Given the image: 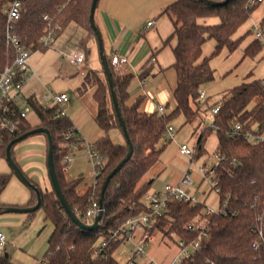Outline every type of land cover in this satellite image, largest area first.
<instances>
[{"label": "trees", "instance_id": "trees-1", "mask_svg": "<svg viewBox=\"0 0 264 264\" xmlns=\"http://www.w3.org/2000/svg\"><path fill=\"white\" fill-rule=\"evenodd\" d=\"M12 1L0 0V73L7 64L14 61L17 54L16 48L9 44L7 38L8 9ZM92 1L22 0L21 15L12 21V32L33 52L48 47L42 41L45 34L52 32L58 36L71 22L88 30V35L81 40L87 58L86 73L78 91L83 94L89 88H94L93 97L97 103L94 118L103 131L91 148L104 159L95 182L81 193L78 190V180L66 178L63 159L71 151L69 145L72 141L82 143L79 129L68 115H58V105L44 104L34 94L28 100L37 114L38 122L33 124L28 118V125L23 126L19 133L6 134L4 140H0L2 159L6 158L7 145L15 137L35 127L48 128L54 139V163L61 188L73 209L85 222L89 221L85 216L86 211L95 199H100L106 177L129 150V142L123 134L104 67L92 68L87 65V43L91 38L97 40L90 22ZM257 6L258 4L251 5L249 0H227L219 4L202 0H176L163 9L162 13L167 14L173 22L172 34L165 39V44L170 43L172 37L176 38V43L172 46V66L177 73V84L173 92L175 107L170 112L143 110V96L129 104V85L135 74L124 73L106 55L118 105L134 146L133 154L111 178L104 192L103 216L96 229L78 226L61 205L53 187L42 188L31 178L41 191L40 208L43 209L44 219L52 223L42 264H121L113 253L124 239L119 238V235L113 236V232L119 231L130 217L150 210L144 196L152 181L142 180L160 160L164 148L161 141L168 126L180 114L184 115L186 122H190L202 109L207 111L215 105H219L220 109L214 114L213 123L207 124L199 133L195 144V158L208 152V136L215 132L218 137L215 151L220 158L206 173L214 171V188L220 197L219 209L208 214L204 210L203 201L193 203L171 200L164 214L157 218L154 231L159 230L164 237L176 238L177 243L180 240H185L187 244L200 241V246L186 256L182 264H264V141L253 143L243 135L232 132L237 122L244 129H252L255 124L262 125L264 122V78L243 81L226 89L221 101L204 108V102L199 97L202 86L215 78L211 58L218 55L224 47L234 51L245 36L254 31L250 29L240 37L234 36ZM206 17H218L219 22H202L201 18ZM260 26L264 31V17ZM211 38L216 41L215 48L210 56L203 57V45ZM263 50L264 43L255 38L247 45L245 55L254 57ZM151 59L138 73L142 80L156 73ZM113 129L120 130L124 136L123 142L114 140L111 136ZM43 134L47 139V135ZM14 146L12 155L16 160ZM13 174L12 170L0 171V194ZM29 188L31 198L18 206H31L37 202L36 191ZM7 206L11 205L0 202V214ZM35 211L28 212V217ZM198 223L211 226L208 236L201 235V228H190V225L196 226ZM104 241H107L105 246L102 245ZM0 264L17 263L4 250L0 252ZM147 264H152V261Z\"/></svg>", "mask_w": 264, "mask_h": 264}, {"label": "rangeland", "instance_id": "rangeland-1", "mask_svg": "<svg viewBox=\"0 0 264 264\" xmlns=\"http://www.w3.org/2000/svg\"><path fill=\"white\" fill-rule=\"evenodd\" d=\"M162 27L164 31H169L168 36L172 34L173 26L170 19L162 20ZM253 21L248 19L236 32L239 36L248 27L252 28ZM83 30L75 23L71 22L68 27L58 36H55V42L46 49H38L31 53L29 63L33 76L25 87V93L30 96L36 95L39 99L45 92L53 90L54 92H67L70 96V101L66 105L67 115L74 121L79 129V135L82 138V143L79 144V149L71 151L72 157L69 162L68 171L65 176L69 180H78V189L83 192L95 182L97 169L94 159L91 155V148L96 139L103 133L102 129L96 122L94 115L97 111V103L93 97L94 88H89L86 92L81 94L78 87L81 85L83 75L78 71L77 67L71 64L66 57L61 53V49H67L70 46L76 45L79 40L80 33ZM167 36V37H168ZM170 43H176V38L172 37ZM170 43H166L163 49V59L161 65L166 70H170L171 76L174 71L172 69V60L174 58L172 47ZM214 43L213 39L208 40L207 44ZM62 44V45H61ZM82 44V43H81ZM64 45V46H63ZM83 46V44H82ZM208 55L210 56L214 50V45H210ZM88 50V67L100 68L102 67V60L99 52L98 41L95 43H87ZM213 49V50H212ZM241 45L232 53L240 52ZM224 50H222L223 52ZM220 52L218 55L212 57L214 67L219 73L226 65V55ZM228 54V53H226ZM264 61V60H263ZM259 62L258 57H246L244 61L240 62V70H232L225 72L224 76L215 73L217 87L221 85L224 78L225 84L233 85V78H237L238 74L242 72L240 77H244V81L248 79L251 71L255 72L256 64ZM224 64V65H223ZM158 66V65H157ZM154 76H148L145 81L151 82ZM215 80V79H214ZM221 87V86H220ZM227 87V86H226ZM223 86L219 91L213 92L212 96L208 97V103H204L203 108L208 105H214L221 101L222 94L225 89ZM174 101L170 99V108ZM29 119L33 124L38 122L37 114L34 110L29 113ZM214 116L210 109L205 111L202 109L200 113L190 122H186L183 114L175 117L172 124L175 127V136L173 139L166 134L162 139L161 144L164 148L161 152L160 161L164 163V169L156 176L153 184L150 186L148 192H154V189L161 190L164 185L169 182L168 177L172 174H184L189 167L194 176V183L188 187L191 192H197L199 199L205 203L204 210L208 208L218 210L220 206V197L216 188L213 186L214 171L206 173V170L211 168L212 164L217 161L216 145L217 135L211 132L206 143L208 152L192 158L190 155L181 154L179 152V144L186 143L190 148H194L196 140L201 130L207 125L212 124ZM111 136L116 142H123L124 136L119 129H113ZM40 140V141H39ZM46 138L43 133L33 134L14 146V153L22 169H26L27 173L40 182V185L47 183V187L51 189V183L47 174V158H46ZM2 167V165H0ZM3 169V168H2ZM7 172H11V167L7 164ZM181 174V175H182ZM16 176V175H15ZM30 176V177H31ZM43 188V187H42ZM157 191V190H156ZM1 202V194H0ZM9 215L18 217L16 220H9ZM26 215V223L21 221ZM7 218V219H6ZM10 221L2 223L1 221ZM0 229H3L6 235V251L10 254L13 261L17 264H33L36 259H41L47 249L48 237L52 231V223L44 219V212L42 208L37 209L31 217L22 212H10L0 216ZM159 231V230H158ZM156 233H160V232ZM162 234V232H161ZM154 235H156L154 233ZM163 235V234H162ZM164 237V236H163ZM168 245L172 248L178 247L176 238L165 236ZM160 240V239H159ZM178 241V240H177ZM152 242L147 244L146 254L142 257L136 258L137 264H147L150 261L147 253L151 249ZM170 247V246H169ZM135 248L134 242L125 240L120 243L113 255L121 264H127L130 257V251ZM160 246L157 250L156 256L163 259H169V255L173 253V249ZM3 247V250H5ZM2 249H0V252ZM166 257V258H165Z\"/></svg>", "mask_w": 264, "mask_h": 264}, {"label": "crops", "instance_id": "crops-1", "mask_svg": "<svg viewBox=\"0 0 264 264\" xmlns=\"http://www.w3.org/2000/svg\"><path fill=\"white\" fill-rule=\"evenodd\" d=\"M174 1L176 0H99L96 7L95 22L99 27L103 36L105 54L108 55L109 57H111L115 53L126 55L128 57V62L120 66V69L124 73L135 74V77L133 78V80L129 85L130 97L128 99V103L132 104L137 99V97L143 96L144 99L141 104V108L146 111H155L157 110V107L160 104L164 105L167 112L172 111L175 107V99L173 96V92L177 84V73L175 68L172 66L174 74L173 76H171L172 74L170 70L165 71V68L161 65V59H163L162 57L163 49H164L163 45H165V39L167 38L168 36L167 34L169 32L163 30L162 20L170 19L173 26V22L171 18L167 14L165 13L163 14L162 12L166 6L170 5ZM263 17H264V3H261L253 11L250 17V19H252L253 21L252 28L248 27L247 29L244 30V32H241L239 36H236V33L234 36L240 37L246 34L250 29L254 30V25L260 24ZM149 21H153V24L148 25ZM201 21L206 23H218L219 18L206 17V18H201ZM78 26L83 30V32L80 33L81 35H79L78 43L68 48L76 47V46L82 47L81 40L82 38L88 35V30L86 28L80 25ZM255 38H257L255 31L246 35L242 43L240 44L242 50L237 53H232L236 49L234 51H230L228 47H224L222 49L224 51L221 52L224 53V55H226L225 61L227 62L224 63L226 66L220 69L221 71L219 73L216 72L217 69L214 67L211 58L210 63L215 73H217V76L219 74L224 76L225 72H230L232 70H235L236 72L239 71L240 70L239 67L241 65L239 63L241 61L243 62L246 57H250L245 55V49L247 45ZM208 40L203 45V55H202L203 57L209 56L208 51L211 49L210 45H214V48L216 45V41L215 39H213L214 43L207 44L206 46ZM96 41L97 40L95 38H91L89 39L88 43L91 42L95 43ZM170 44L172 47L175 43L173 45L172 43ZM256 56L258 57L259 62L256 64V68L254 69L255 72L251 71L248 75L249 78L246 79L245 81H249L257 78H264V61H263L264 50L258 53ZM150 59L154 64V70L156 71V73L153 75L154 78L151 82H146L145 80L139 78L138 73L140 72L142 66L145 63H147ZM173 61L174 58L172 60V63ZM241 74L245 75L244 72H242ZM241 74H238L237 78H233V80L231 81L233 82V85L230 86L238 85L244 81L243 80L244 77L242 78L240 77ZM214 79L215 80L207 82L202 86V88H204L207 91L208 97L212 96L213 92L219 91L222 86L224 88L230 87L228 86V84L224 85L226 81L225 78L221 83V85H219L218 87L216 83V78ZM170 99H173L174 101V104L171 108L169 107ZM217 146H218V137H217L216 148ZM46 158H47V145H46ZM7 164L8 162L5 158L0 159V165H2V167H0V171L7 172L8 171L6 169ZM162 169H164V163L159 160L158 163L155 164V166H153L146 173L142 182L152 181L153 184L156 176L159 175V172ZM23 170L29 177L31 176L27 173L25 168ZM181 174L182 173H176L170 175L168 177L169 182L178 181L181 177ZM30 178H32L33 180H35L37 183L40 184V182L35 178H33L32 176ZM41 187L46 188L47 183H45ZM87 189L88 188H86V190ZM156 190L158 189H154V191ZM31 194L32 192L29 186L23 183L17 176H15V174H13L11 176L9 183L1 193V202L10 205H23L29 201V199L31 198ZM7 213L10 212H3L0 214V216L5 215ZM9 217H10L9 220L18 219V217L13 215H9ZM26 219L27 217L26 215H24V218H22L21 221H23L25 224ZM1 222L8 223L10 221L6 220ZM0 232H4L3 229H0ZM156 232L157 231H155L156 235L154 240L152 241L153 244L151 246V249L147 253L148 257L150 258V260L157 261L158 263L169 264L173 260V258L179 253L180 250L179 245L177 248L175 247L172 248L171 245H168V242H166L167 241L166 238L163 237L161 232L160 231H158L160 233H156ZM160 246L166 247L168 250H170L169 248L173 249V253L169 255V259H163L162 257L158 258L156 256L157 250ZM5 248L6 245L4 246V249ZM0 249L4 251L2 246H0ZM42 259L43 257L41 259H36V262L33 264H42Z\"/></svg>", "mask_w": 264, "mask_h": 264}, {"label": "built area", "instance_id": "built-area-1", "mask_svg": "<svg viewBox=\"0 0 264 264\" xmlns=\"http://www.w3.org/2000/svg\"><path fill=\"white\" fill-rule=\"evenodd\" d=\"M21 2L22 0H13L8 9V28L7 38L9 44L16 48V57L12 63H9L0 73V140L3 141L6 134L15 135L22 130L23 126H27L29 113L32 111V106L29 103L28 95L25 93V87L33 76L29 58L31 56V50L26 48L20 38L12 32V21L18 19L21 15ZM251 5H259L264 3V0H249ZM153 24V21H149L148 25ZM254 31L257 38L261 39L264 43V31L261 29L260 24L254 25ZM44 44L50 46L55 42V35L52 32L45 34L42 37ZM61 53L66 59L77 67L78 71L84 75L86 73V58L87 54L84 48L76 46L67 49H61ZM112 63L120 68L128 62L126 55L115 53L111 56ZM200 100L204 103L208 101L207 91L202 88L199 94ZM44 104H56L60 107L59 116H66V105L70 101V96L67 92H54L50 90L41 95L39 99ZM157 109L160 112H165L164 105H158ZM220 109L219 105L213 106L210 110L214 116ZM234 134L243 135L244 138L253 142L259 143L264 141V122L262 125L255 124L252 129H244L240 122H237L233 128ZM166 134L173 139L175 136V127L170 124L167 128ZM70 137V134L67 135ZM79 142L72 141L70 143L71 151L79 149ZM71 151L64 156L63 159V171L67 172L69 168V162L72 157ZM94 159L97 173H99V167L104 163V159L95 153L90 151ZM179 152L181 154L190 155L192 158L196 153V146L190 148L186 143L179 144ZM220 156L217 154V160ZM211 169V168H209ZM208 170H206L207 172ZM213 179V186L216 184V180ZM194 183V176L191 169L188 167L180 179L176 182H167L164 188L154 192H147L144 196V201L150 207L149 211H146L138 216L130 217L122 225L119 231L113 232V236L119 235V238L125 240H131L135 244V248L130 251V257L128 264H137L136 258L142 257L146 254L147 244L152 242L155 238L154 226L157 218L164 214L168 207V202L171 200H186L193 203L201 201L197 192H191L188 187ZM99 201L94 200L92 205L86 211L85 216L89 219L87 223H92L95 216L99 212ZM215 210L208 208L206 212L208 214ZM190 228H201V235L208 236L211 230L209 224L202 225L200 223L196 226L190 225ZM6 244V235L4 232H0V246L4 247ZM103 246L107 245V241L102 243ZM179 253L173 258L169 264H182L186 256L190 255L192 251L200 246V241L196 240L189 244L185 240H180ZM257 246V243H254ZM148 255V254H147ZM152 264H162L157 261L151 260Z\"/></svg>", "mask_w": 264, "mask_h": 264}, {"label": "water", "instance_id": "water-1", "mask_svg": "<svg viewBox=\"0 0 264 264\" xmlns=\"http://www.w3.org/2000/svg\"><path fill=\"white\" fill-rule=\"evenodd\" d=\"M98 1L99 0H93L92 1L91 12H90V22H91V26L93 27V29L96 33V36H97L100 57L102 60V65L104 67V71L107 75V78H108V81H109V84L111 87V94H112L113 103H114V106L116 109V113H117L118 119L120 121V124L122 126L123 134L129 142V150L127 152V155L112 169V171L106 177V179L102 185L101 195H100V199H99V204H100L99 212L95 216L92 223H87L84 220H82L80 218V216L77 214V212L73 209V207L71 206V204L67 200V198H66V196H65V194L61 188V185H60L57 173H56V169H55V163H54V139H53L52 133L50 132V130L48 128L43 127V126L30 129V130L24 132L23 134L15 137L11 142H9V144L7 145V152H6V158L5 159L7 160L8 164L11 167V170L14 172V174L23 183H25L27 186L33 188L36 191L38 199H37V202L31 206H18V205L7 206L6 208H4L3 212L28 213V212L35 211L41 207L42 198H41V191H40L39 187L36 185L35 182H33L31 180V178H29V176L24 172V170L21 168V166L18 164V162L14 159V157L12 155V148H13L14 144L18 143L19 141H21V140H23V139H25V138L33 135V134L45 133L47 135V166H48V174H49V178H50L53 190L55 191V193L59 197L61 205L63 206V208L65 209L67 214L71 217V219L78 226H80L81 228H85V229H96L99 227L100 222L102 220L103 211H104L103 210L104 192H105L111 178L123 167V165L130 159V157L133 154L134 146H133V143L131 142V140L129 138V134L127 132V128H126L124 119L122 117V114H121V111H120V108L118 105L116 92L114 90V82H113V78H112V72H111V69L109 67L107 56H106L105 51H104L103 36H102V33H101L99 27L97 26V24L95 22V11H96ZM202 1H204L206 3L219 4V3H223L227 0H202Z\"/></svg>", "mask_w": 264, "mask_h": 264}]
</instances>
